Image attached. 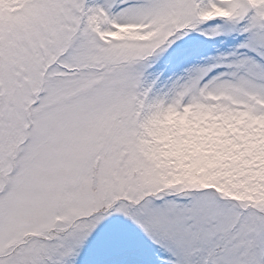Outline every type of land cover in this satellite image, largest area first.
Returning a JSON list of instances; mask_svg holds the SVG:
<instances>
[{
    "label": "snow or ice",
    "instance_id": "1",
    "mask_svg": "<svg viewBox=\"0 0 264 264\" xmlns=\"http://www.w3.org/2000/svg\"><path fill=\"white\" fill-rule=\"evenodd\" d=\"M0 264H264V0H0Z\"/></svg>",
    "mask_w": 264,
    "mask_h": 264
}]
</instances>
